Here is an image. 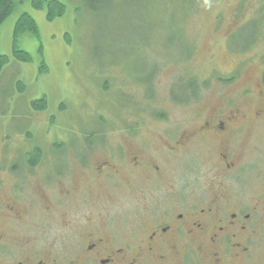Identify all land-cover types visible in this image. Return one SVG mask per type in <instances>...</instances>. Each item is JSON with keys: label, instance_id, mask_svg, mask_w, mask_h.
<instances>
[{"label": "rangeland", "instance_id": "rangeland-1", "mask_svg": "<svg viewBox=\"0 0 264 264\" xmlns=\"http://www.w3.org/2000/svg\"><path fill=\"white\" fill-rule=\"evenodd\" d=\"M14 1L15 9L0 25V54L9 56L0 73V143L4 138L10 149H27L64 135L65 158L70 148L77 151L84 143L100 141L155 150L169 136L165 128L196 129L203 121L199 118L213 111L239 110L249 117L237 127L233 144L240 165L236 191L255 199L264 169V117L252 115L263 116L264 109L255 84L263 69L264 0H59L65 12L52 21L46 19L45 9L33 8L30 1ZM23 12L38 27L37 37L24 32L17 39L31 62L12 57L13 29ZM42 62L47 66L44 72L39 71ZM153 72L151 109L169 118L149 116L146 103L140 109L139 131L120 133L118 118L127 119L134 108L112 85L120 78L134 82L133 87H123L124 92L139 96L137 85L147 86ZM231 74L236 80L224 83ZM191 80L198 83L196 96L174 99L172 94L180 92L174 84L180 81L185 89ZM18 83L22 91L16 89ZM103 84L111 87L108 95L99 90ZM43 96L46 111L35 117L39 125L29 124L30 113H35L29 103ZM134 106L139 109V101ZM107 130V135L98 134ZM186 154L180 163H164L170 174V183L164 185L185 191L193 203L217 189L218 173L205 148L190 147ZM75 156L82 159L79 153ZM92 159L103 156L93 154ZM11 160L19 164L20 152ZM76 182L74 187L86 185L82 179ZM133 186L119 182L110 197L96 189L74 192L71 200L62 199L59 212L35 210L37 216L29 225L33 227L26 233L32 244L42 241L44 249L50 244L55 254L65 257L80 249L71 242L87 230L113 243L131 239L149 224Z\"/></svg>", "mask_w": 264, "mask_h": 264}, {"label": "flooded vegetation", "instance_id": "flooded-vegetation-1", "mask_svg": "<svg viewBox=\"0 0 264 264\" xmlns=\"http://www.w3.org/2000/svg\"><path fill=\"white\" fill-rule=\"evenodd\" d=\"M155 75L151 74L147 86L137 85L141 91L139 96H134L133 91L124 92L123 87H133L134 82L120 78L112 85L134 108L127 113V119L123 115L118 118L120 133L139 131L140 109L146 103L144 112L149 116L158 117L160 121L169 118L165 113H154L150 106ZM228 77L224 83L234 82L237 75ZM255 84L258 94L263 95L264 104V46L263 69ZM16 89L22 91L18 85ZM99 90L108 95L111 87L103 84ZM172 96L177 99V95ZM182 100L185 97L180 102ZM33 101L29 108L35 113H30L29 124L39 125L35 117L46 106L36 109ZM138 101L139 109L134 106ZM252 115L260 119L264 117V109L263 116L258 112ZM248 117L239 110L213 111L206 117H198L203 121L198 122L196 129H163L169 136L163 137L164 146L155 150L140 144L107 145L100 141L84 143L77 151L70 148L66 158L62 154L67 151L64 135L51 144H34L27 149H10L3 138L0 143V264H264V169L263 182L254 200L236 191L235 185L239 182L240 165L233 144L237 127ZM98 134L107 135L108 130ZM172 140L174 143L169 145ZM190 147L205 148L209 162L218 173L215 175L217 189L193 203L185 191L164 185L170 183L164 163L184 161ZM18 152L19 164L11 160ZM99 153L103 159H92L93 154L99 156ZM21 172L24 176L19 175ZM76 178L85 180L86 185L74 187ZM124 181L137 189L138 202L142 203V213L149 222L143 230L135 231L131 239L121 238L113 243L107 241L104 234L87 230L88 233L78 236V240H72L71 243L80 249L71 257L55 254L50 244L44 249L42 241L32 244L26 232L33 227L29 225L32 217L37 216L35 210H41L42 214L44 211L59 212L64 207L62 199L71 200L74 192L87 193V190L96 189L97 193L105 191L110 197L113 196L110 190ZM141 181L150 187L145 184L144 188ZM59 200L60 207L56 206ZM44 204L47 207L43 208Z\"/></svg>", "mask_w": 264, "mask_h": 264}, {"label": "trees", "instance_id": "trees-1", "mask_svg": "<svg viewBox=\"0 0 264 264\" xmlns=\"http://www.w3.org/2000/svg\"><path fill=\"white\" fill-rule=\"evenodd\" d=\"M25 1V0H22ZM31 3V6L35 9H45L46 11V19L48 21L54 20L56 17L61 16L65 12V5L59 0H28ZM15 9V1L14 0H0V25L3 21L13 12ZM28 32L33 36H38V27L34 18L23 12L17 18L14 29H13V43H12V57L20 62H31L32 57L30 53L19 48L17 39L20 34ZM9 56L5 54H0V73L3 67L8 63ZM47 70V66L42 62L39 71L44 72ZM21 88V84H17ZM174 87L180 90L177 94L176 100H181L185 96L187 98H191L192 95L196 96V88L198 89V83L194 80L189 81L188 88H183V84L178 81L174 84ZM33 106L36 109H44L46 106V98L43 96L37 100L32 102Z\"/></svg>", "mask_w": 264, "mask_h": 264}]
</instances>
